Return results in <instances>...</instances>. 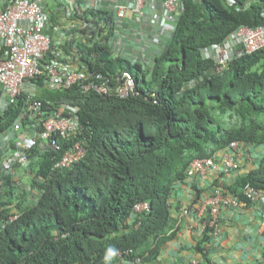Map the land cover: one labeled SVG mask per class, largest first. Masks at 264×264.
Listing matches in <instances>:
<instances>
[{"label": "trees", "instance_id": "trees-1", "mask_svg": "<svg viewBox=\"0 0 264 264\" xmlns=\"http://www.w3.org/2000/svg\"><path fill=\"white\" fill-rule=\"evenodd\" d=\"M263 10L264 0H182L173 34L149 58L117 52L113 11L91 12L90 19L86 12L77 14L84 21L74 32L83 36L65 43L64 51L81 53L91 79L101 76L114 89L120 76L129 74L135 93L122 98L83 92L79 85L38 88L49 114L61 104L79 107L81 131L64 138L63 149L79 141L87 152L72 167L56 169L60 152L48 145L36 148L28 175L19 181L6 176L0 189V264L154 260L162 244L176 236L175 231L167 236L176 224L171 198L189 178L191 163L234 141L264 145V49L220 69L213 57L203 56L237 29L264 24ZM51 21L59 22L53 16ZM21 105L22 100L0 108V134ZM247 183L264 192V156L231 188L249 202L241 193ZM141 202L150 210L133 218ZM210 231L196 248L206 262Z\"/></svg>", "mask_w": 264, "mask_h": 264}, {"label": "built area", "instance_id": "built-area-1", "mask_svg": "<svg viewBox=\"0 0 264 264\" xmlns=\"http://www.w3.org/2000/svg\"><path fill=\"white\" fill-rule=\"evenodd\" d=\"M160 8L164 13L159 19L157 10ZM112 11L116 17L117 34L127 19L135 17L139 24L150 22L158 26V29L151 27L155 31L152 39L154 45L160 46L163 39L171 36L176 28V18L182 12V0H126L117 4ZM262 16L264 18V10ZM53 29L54 24L45 9L44 0H0V108L5 111L22 100L18 117L0 134V189L6 184V176L19 181L24 174L28 175L31 155L36 148L48 145L60 152L61 157L55 162L56 169L70 168L86 155V147L79 141H73L63 149L62 140L81 131L79 107L61 104L49 114L44 102L37 98L38 88L56 91L79 85L83 92L115 94L122 98L135 93L134 81L127 73L120 76L115 89L101 76L97 80L91 79L94 74L89 64L82 60L83 55L71 49L69 56L63 49L65 43L53 37ZM143 29H137L140 36L145 35ZM114 41L117 46L116 37ZM262 49L264 24L237 29L223 42L206 49L203 56L213 57L220 69L225 68L231 59ZM238 144L232 142L220 160L214 156L195 159L188 169V176H205L213 170L229 172L239 168L234 154L230 152ZM28 190L35 192V189ZM241 193L251 202L262 195L249 183L243 186ZM241 203L238 196L231 195L224 188L217 189L204 201L202 211L209 213L206 224L212 229L213 236L219 233L222 206L237 207ZM149 210L150 204L141 202L135 206L132 217L136 218ZM187 212L184 210V213ZM261 228L264 229V216Z\"/></svg>", "mask_w": 264, "mask_h": 264}, {"label": "crops", "instance_id": "crops-1", "mask_svg": "<svg viewBox=\"0 0 264 264\" xmlns=\"http://www.w3.org/2000/svg\"><path fill=\"white\" fill-rule=\"evenodd\" d=\"M125 1L46 0L47 12L59 20L54 24L51 33L61 43L81 38L83 34L74 31L82 26L84 20L77 19V14L83 15L86 12L87 18L90 19L93 18L91 12L112 11L117 4ZM157 12L160 19L164 10L160 8ZM104 17L106 18L107 15L105 14ZM139 27L144 28V38H139L137 33ZM151 27L158 29V26L150 22L139 24L135 17L127 19L118 34L116 33L117 46L114 48L117 52L139 55L141 53L145 58H149L159 49L158 45H154L152 36L155 31ZM67 54L71 56L72 53ZM238 143L237 148L230 152L234 154L239 168L229 172L209 171L205 176L189 177L185 183L177 185L176 193L171 198L172 216L176 224L167 234L168 236L175 231L176 236L162 244L160 253L154 260L130 264H264V229L261 228L264 216V192L256 201L241 200V205L237 207L222 206L219 233L213 236L210 231L212 235L210 241L204 242L210 262H206L196 249L208 228L206 222L209 213L202 211L204 201L219 188H224L233 195L231 188L237 180L257 169L260 158L264 156V145ZM227 152L228 148L219 150L214 157L220 160ZM184 210L188 212L184 213ZM122 264L127 263L125 261Z\"/></svg>", "mask_w": 264, "mask_h": 264}, {"label": "clouds", "instance_id": "clouds-1", "mask_svg": "<svg viewBox=\"0 0 264 264\" xmlns=\"http://www.w3.org/2000/svg\"><path fill=\"white\" fill-rule=\"evenodd\" d=\"M234 142H238V141H234ZM229 147H230V146H229ZM250 202H251V201H250ZM108 252H109V255H114V254H115V252H114L113 249H109Z\"/></svg>", "mask_w": 264, "mask_h": 264}, {"label": "rangeland", "instance_id": "rangeland-1", "mask_svg": "<svg viewBox=\"0 0 264 264\" xmlns=\"http://www.w3.org/2000/svg\"><path fill=\"white\" fill-rule=\"evenodd\" d=\"M132 64H134V63H132Z\"/></svg>", "mask_w": 264, "mask_h": 264}]
</instances>
